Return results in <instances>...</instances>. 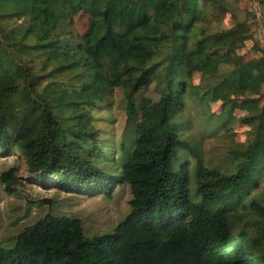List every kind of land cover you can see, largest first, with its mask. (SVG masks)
<instances>
[{
  "label": "trees",
  "instance_id": "1",
  "mask_svg": "<svg viewBox=\"0 0 264 264\" xmlns=\"http://www.w3.org/2000/svg\"><path fill=\"white\" fill-rule=\"evenodd\" d=\"M231 1L240 0H82L80 7L0 0V156L23 158L37 183L73 194L111 195L118 185L131 194L113 233L88 237L79 218L47 214L10 248L0 246V264H264V204L253 195L264 178V103L253 104L264 98V47L244 62L236 53L249 39L246 23L213 28ZM81 7L87 27L72 46L63 41ZM22 10L27 19L13 26ZM42 55L62 56L63 69L81 74L79 88L47 82L51 73L35 63ZM197 70L203 75L194 86ZM152 84L156 102L143 98ZM115 89L125 97L127 122L139 119L130 157L110 171L96 163L100 146L88 119ZM236 95V107L248 112L241 119L250 124L248 138L232 151L231 171L208 168L182 139L178 115L189 98H219L232 109ZM17 171L0 175L9 194ZM246 214L257 217V234L236 229Z\"/></svg>",
  "mask_w": 264,
  "mask_h": 264
},
{
  "label": "rangeland",
  "instance_id": "2",
  "mask_svg": "<svg viewBox=\"0 0 264 264\" xmlns=\"http://www.w3.org/2000/svg\"><path fill=\"white\" fill-rule=\"evenodd\" d=\"M76 2L79 7L83 6L82 0H76ZM79 9L71 29L73 36L63 41L72 46L76 44V36L86 29L89 18L85 7ZM262 12H264V7L260 6L259 0L231 1L229 11L223 15L221 21H215L213 25L215 30L220 31L234 29L239 22L246 23V34L249 39L236 53L242 56L244 62L260 56L257 49L264 47ZM26 14L23 10L19 11L14 16L12 25H23L27 19ZM223 54L225 53L216 52L213 56ZM42 56L36 57L35 63L37 70L51 73L50 76L45 77L47 82L53 79L57 87L61 89L66 87L68 91H72L71 93L79 88L78 86L82 84L81 74L73 73L70 69H63L67 63L63 61L62 56L52 61H47L48 56ZM202 71L193 72L192 85L196 86L200 83ZM248 78L256 82L258 76L254 73ZM143 98L151 99L153 102L158 100L159 93L156 92L155 84L144 92ZM233 99L235 107L230 109L227 106L228 110L219 98L200 102L189 98L185 101L184 110L178 115V121L182 124L180 131L182 139L197 150L204 166L208 168L231 171L233 168L232 151L240 148L248 138L250 124L241 122L248 112L236 107L241 104L240 95L234 96ZM263 103L264 98L261 96L253 100L256 108H261ZM125 107L126 100L123 92L115 89L111 97L90 110L91 118L88 119V124L90 123L97 132L101 154L97 156L96 163L104 170L113 169L120 162H126L131 155V142L135 141L134 125L139 115L127 122ZM228 111L230 118L226 121ZM122 146L125 149H122ZM183 153L193 162L189 152ZM11 167H16L18 170L16 174L18 182L14 186V192L7 193L0 182V246L4 248H10L16 236L24 228L35 224L47 214L53 217L79 218L83 223L85 235L92 237L113 233L116 226L130 211L131 194L130 189L125 185L115 186L111 195L73 194L57 186L37 183L28 173L23 158L17 155L0 156V175ZM253 195L264 204V178L259 187L253 191ZM257 222V217L246 214L236 223V229L245 230L249 235L257 234L259 230L256 226Z\"/></svg>",
  "mask_w": 264,
  "mask_h": 264
},
{
  "label": "crops",
  "instance_id": "3",
  "mask_svg": "<svg viewBox=\"0 0 264 264\" xmlns=\"http://www.w3.org/2000/svg\"><path fill=\"white\" fill-rule=\"evenodd\" d=\"M254 74V73H253Z\"/></svg>",
  "mask_w": 264,
  "mask_h": 264
}]
</instances>
